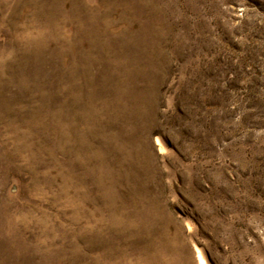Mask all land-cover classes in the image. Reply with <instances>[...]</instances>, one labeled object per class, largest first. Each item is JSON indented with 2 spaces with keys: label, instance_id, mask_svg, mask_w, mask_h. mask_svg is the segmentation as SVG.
<instances>
[{
  "label": "rangeland",
  "instance_id": "374dc122",
  "mask_svg": "<svg viewBox=\"0 0 264 264\" xmlns=\"http://www.w3.org/2000/svg\"><path fill=\"white\" fill-rule=\"evenodd\" d=\"M0 264H264V0H0Z\"/></svg>",
  "mask_w": 264,
  "mask_h": 264
}]
</instances>
